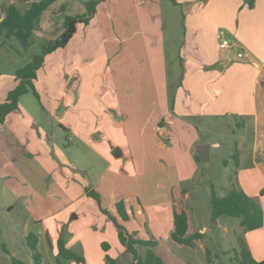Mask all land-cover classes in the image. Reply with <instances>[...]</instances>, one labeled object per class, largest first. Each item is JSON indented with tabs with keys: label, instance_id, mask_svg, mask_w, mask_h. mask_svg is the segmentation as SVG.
I'll return each mask as SVG.
<instances>
[{
	"label": "crops",
	"instance_id": "crops-1",
	"mask_svg": "<svg viewBox=\"0 0 264 264\" xmlns=\"http://www.w3.org/2000/svg\"><path fill=\"white\" fill-rule=\"evenodd\" d=\"M31 1H26L28 7ZM252 1L253 6L249 0H116L111 8L101 5L88 24L77 25L64 47L46 55L35 80L41 100L23 104L21 98L18 108L0 123V176L9 181L29 174L27 163L33 158L37 171L49 170L60 178L58 188L65 192L58 196L61 204L75 205L89 197L87 190H95L111 210L121 199L111 184L118 178L112 161L116 147L134 170L150 167L153 172L159 157L168 159L177 152L184 157V149L189 155V143L175 146L178 134L201 140L194 119L237 116L255 125L253 159L244 169L238 153V180L245 173L247 184H240L264 212V153H259L260 138L264 140V134L260 135L261 123L264 126V0ZM180 9L178 59L183 71L172 85V109L168 42L170 24L176 23ZM221 28L233 36V45L224 49L217 38ZM232 47H236L234 52ZM239 51L244 53L242 58ZM17 84L15 75L0 77V103ZM159 134H164L167 143L160 141ZM97 161L106 167L93 183ZM58 165L64 170L56 171ZM155 196L162 197L158 191ZM167 198L153 202L167 205ZM4 208L15 209L11 203ZM80 215L77 211L74 219ZM109 229L107 223L105 232H73L69 244L83 253L85 264H108L109 253H102L101 248L110 240V254L113 248L117 250L111 256L122 259L130 253L124 252L117 232ZM247 232H264V225ZM261 236H254L258 243L264 241V233ZM257 241L252 243L257 246Z\"/></svg>",
	"mask_w": 264,
	"mask_h": 264
},
{
	"label": "rangeland",
	"instance_id": "rangeland-1",
	"mask_svg": "<svg viewBox=\"0 0 264 264\" xmlns=\"http://www.w3.org/2000/svg\"><path fill=\"white\" fill-rule=\"evenodd\" d=\"M8 1L0 0V10L5 5H9ZM87 1L89 0H57L54 2L42 14L38 29L33 34L32 45L27 49L23 48L16 38L6 40L3 35H0V77H12L17 69L31 62L36 55L41 53L44 44L64 31L66 16L86 12ZM14 5L21 11H25L28 7L26 0H15ZM176 16V23L170 24V41L168 42L170 103L175 95L171 92L172 85L178 79L177 75L183 71L178 59L179 39L182 35L181 22L183 21L181 9ZM227 32L230 40L233 39L231 32L228 30ZM229 49L234 52L236 47ZM36 79L37 76L34 79V85ZM35 88L39 92L36 85ZM21 98L23 104L37 103L41 100V94L39 92V97H37L33 92H29ZM193 121L199 128L198 134L201 140H192L193 135L190 138L183 133L178 134L175 146L179 148L189 143V155L184 149V157L177 156L180 152H177L174 157L170 154L168 159L165 156L159 157L158 165L153 167V172L150 167L146 171L137 172L138 169L134 170L128 158L123 156L117 158L112 151L113 169L117 171L118 178H113L111 184L114 185L115 190H119L118 194L121 199L129 198L132 202L134 201L137 208L139 197L147 214V228L139 225L142 221L139 213L126 225L130 231L138 230L139 237L144 239H148L151 235L155 237L158 243L152 249L168 264H238L236 251L240 249L239 238H243L252 256L260 261L264 259V241L258 243L254 236L261 238L264 232L251 233L244 231V228L242 231L240 217L222 216L217 221L212 220L213 188L218 196H223L234 188L243 189L240 184L242 181L244 185L247 184L246 178L243 177L245 173L242 174V180H238V166L233 154L235 152L242 154L244 169L250 166L255 141L254 122L237 116L204 121L194 119ZM246 121H249V124L247 128H244ZM262 134H264V126L261 123L260 135ZM159 135L160 141L167 143L164 134ZM90 138L93 140L92 136ZM216 143L219 145L216 146ZM259 149L260 155H263L264 140L262 137ZM57 167L56 171L64 170L60 165ZM101 167L103 168L100 169ZM104 167L106 163L100 165L98 161L96 162L95 170L92 171L93 183H96ZM27 168L30 169L29 174L14 176L9 181L0 176V264H13V256L23 260L26 264H35L32 250L27 243V236L30 233L39 237L38 249L43 254V264H56L59 237L62 236L65 239L67 247L74 249L73 245L69 244L73 232H105L107 223L111 227V231L109 229L107 232H117L111 219L100 210L93 197L89 196L82 201L79 200L75 205L66 202L61 204L58 196L60 193L65 196V192L58 188L60 178L57 174L45 169L37 171L33 158H30V163H27ZM71 171L69 174L74 178L75 171ZM83 180L90 188L89 180L86 177L85 179L83 177ZM174 188L185 191L186 206L192 214L197 231L205 229L204 236L197 240V249L179 246L170 238L173 229ZM157 191L162 197L155 196ZM167 195L170 196L169 204L159 206L153 202L167 201ZM110 200L114 201V198ZM8 203L15 207L11 212L4 208ZM77 211L81 212L79 221L76 220L77 218L74 219ZM169 226L172 228L170 232H167L166 229ZM46 231L54 238V247L48 243ZM100 237L99 234L97 239ZM108 241L110 240L105 242L108 243ZM253 241H257V246L252 243ZM109 249L107 251L109 255H116L115 248L111 254ZM139 249L141 253H144L147 247L141 245ZM101 250L104 253L105 250L103 248ZM117 261L122 264L133 263L130 254H125L122 259L118 257ZM71 262L78 264L74 260L68 261V264Z\"/></svg>",
	"mask_w": 264,
	"mask_h": 264
},
{
	"label": "trees",
	"instance_id": "trees-1",
	"mask_svg": "<svg viewBox=\"0 0 264 264\" xmlns=\"http://www.w3.org/2000/svg\"><path fill=\"white\" fill-rule=\"evenodd\" d=\"M30 1V0H26ZM57 0H39L31 1L29 7L25 11H21L14 4L5 5L0 10V35H3L6 40L16 38L23 48L27 49L32 45L33 34L40 23L43 12L48 9ZM116 0H89L86 3V12L78 15H68L64 21V31L56 38L51 39L43 45L40 54L25 66L16 70L15 76L18 84L9 91L5 102L0 104V123H3L11 112L19 106L20 97L33 92L39 97V93L35 88L34 79L37 76V71L42 67L46 55L52 53L58 48L64 47L72 38L77 30V25L80 23H88L98 8L106 4L108 8L115 3ZM177 3L176 0H172ZM250 6L254 3L249 0ZM174 96L171 98V108L174 105ZM233 158L236 165H239V154L235 152ZM87 194L93 197L100 210L107 214L111 219L121 245L124 247L125 253H130L133 256V264H168L152 249L157 245L158 240L151 235L148 239L138 236L139 232L130 231L126 223L136 218V207L129 198H123L116 202L112 209H108L102 196L95 190H87ZM173 230L170 238L179 246H189L197 249V240L204 236V233L197 231L192 214L186 206L185 191H179L177 188L173 190ZM138 213L142 217L139 225L147 228V214L141 202L138 200ZM222 216H234L241 218V226L244 231L260 228L264 225V212L259 203L244 190L234 188L227 195L218 196L213 188L212 196V220L217 221ZM27 243L32 250V257L35 264H43V254L38 249L39 237L30 233ZM48 243L54 247L53 238L47 232ZM65 239L59 237L58 246L59 253L56 264H68V261L74 260L78 264H85L86 259L82 252L66 246ZM146 246L147 249L141 253L139 247ZM109 244L102 243L105 251H108ZM240 249L236 251V259L238 264H264V259L257 261L251 254L247 244L243 238H239ZM108 264H120L117 259L109 254H106ZM13 264H26L23 260L12 257Z\"/></svg>",
	"mask_w": 264,
	"mask_h": 264
},
{
	"label": "built area",
	"instance_id": "built-area-1",
	"mask_svg": "<svg viewBox=\"0 0 264 264\" xmlns=\"http://www.w3.org/2000/svg\"><path fill=\"white\" fill-rule=\"evenodd\" d=\"M217 38H218V44L219 47L224 49V48H228L231 45H233V42L230 40L229 36H228V32L226 29L221 28L218 31L217 34ZM244 56V53H242L241 51L238 52V57L242 58ZM90 140V139H89ZM91 141V140H90Z\"/></svg>",
	"mask_w": 264,
	"mask_h": 264
},
{
	"label": "water",
	"instance_id": "water-1",
	"mask_svg": "<svg viewBox=\"0 0 264 264\" xmlns=\"http://www.w3.org/2000/svg\"><path fill=\"white\" fill-rule=\"evenodd\" d=\"M113 154L114 156L116 157H120L122 155V150L120 147H116L114 150H113Z\"/></svg>",
	"mask_w": 264,
	"mask_h": 264
}]
</instances>
